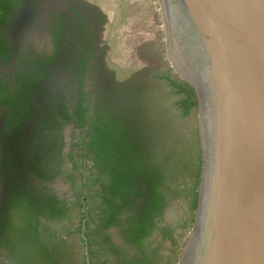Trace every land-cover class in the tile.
Returning a JSON list of instances; mask_svg holds the SVG:
<instances>
[{"label":"trees","instance_id":"1","mask_svg":"<svg viewBox=\"0 0 264 264\" xmlns=\"http://www.w3.org/2000/svg\"><path fill=\"white\" fill-rule=\"evenodd\" d=\"M36 1L0 0V69L16 55L6 27ZM130 1L73 0L49 16L53 53H22L0 76V247L12 264H86L84 227L91 264H179L183 235L163 228L174 249L165 261L149 238L169 200L184 199L195 226L203 168L195 88L172 68L144 75L106 58V90H86L94 29L104 24L101 49L115 53ZM106 4H116L114 15ZM61 178L70 199L50 187Z\"/></svg>","mask_w":264,"mask_h":264},{"label":"water","instance_id":"2","mask_svg":"<svg viewBox=\"0 0 264 264\" xmlns=\"http://www.w3.org/2000/svg\"><path fill=\"white\" fill-rule=\"evenodd\" d=\"M160 3L172 67L197 93L203 149L179 264H264V0Z\"/></svg>","mask_w":264,"mask_h":264},{"label":"rangeland","instance_id":"3","mask_svg":"<svg viewBox=\"0 0 264 264\" xmlns=\"http://www.w3.org/2000/svg\"><path fill=\"white\" fill-rule=\"evenodd\" d=\"M73 0H37L35 7L29 10L33 18V24L27 31V39L21 40V45H26L40 54H49L51 52V42L46 32V23L49 16L57 10H70L71 2ZM137 1V2H136ZM145 0H131L130 3L123 4V10L126 14V21L123 23L122 28L118 30L119 36L117 37V51L111 53L110 51L104 53L102 50L106 43V27L104 24H98L94 31L97 36L96 57L91 63V68L88 77V90L93 92V95L102 93L107 83L106 71V58L111 61L112 67L114 65L124 67L132 66L142 70L144 75H150L158 71H166L172 67V63L168 56L167 48V34L163 11L161 8L160 0H148L150 12L148 16L143 14L141 6L139 5ZM134 3L133 6L129 4ZM107 5V4H106ZM140 6V7H139ZM109 15H114V7L116 4L106 6ZM34 12V13H33ZM35 17V18H34ZM145 17V18H139ZM134 18V19H133ZM102 48V49H101ZM7 71V70H4ZM174 72H176L174 70ZM2 72H0L1 75ZM73 128L68 127L65 130V139L68 143L67 150L69 149L72 141ZM58 195L63 199L72 198L69 183L61 178L50 184ZM186 204L184 199L174 200L168 204L164 219L162 223H170L174 226L181 224L185 216ZM161 223V224H162ZM182 225V224H181ZM183 226V225H182ZM193 228L188 225L183 232V238L180 240L179 245L184 247ZM153 248L159 250V254L165 261L168 257L172 256L174 250L168 241L160 239L157 233H154L149 239ZM182 252V251H181ZM4 255L3 262H7V257Z\"/></svg>","mask_w":264,"mask_h":264},{"label":"flooded vegetation","instance_id":"4","mask_svg":"<svg viewBox=\"0 0 264 264\" xmlns=\"http://www.w3.org/2000/svg\"><path fill=\"white\" fill-rule=\"evenodd\" d=\"M29 10H32V7L30 5L27 6V7H24L23 9H21L19 11H17L15 13V15L13 16L12 21L10 22V24L5 29V33L7 35L8 40H9V44H10V46H13V48L16 50V55H15V57H14V59H13L11 64H9L8 66H5L4 68L0 69V72H2L0 76H4V75L14 71L15 69H17V66L19 65L18 58L20 57V55L22 53H26V54H29V55L40 54V53L36 52L35 50H33L32 48L30 49L28 46L20 44L21 40L24 41V40L27 39V31L29 30V28L33 24V18L30 15ZM52 15L53 14H51V16ZM46 23H48V21ZM47 27H48V24H46V32L48 33ZM94 33H95V31H94ZM48 36H49L50 42H51V48H52L51 52L49 54H40V55H51L53 53L54 48H53L52 37H51V35L49 33H48ZM90 66H91V64H90ZM4 70H7V71H4ZM89 72L90 71H88V77H89ZM88 77H87L86 83H88ZM86 90L89 91L88 90V86H87ZM1 124H2V118H0V129H1ZM69 127H72V126H69ZM1 190H2V187L0 185V193H1ZM172 201H174V200H169L168 201V203H167V205H166V207L164 209V212L162 214V218L157 223V228L154 231V233H157L159 235V238L163 239V240H164L163 228L165 226H167V225L170 226L171 229L173 230L172 234H173L174 238L178 239L183 234L185 228L188 225L187 224L188 217H187L186 211H184L185 212V216H184V219L181 222V224L183 226L181 224H178V225L174 226L173 224H170V223H165V222L162 223L163 222L162 219H164L166 208H167L168 204L171 203ZM165 240L168 241L169 244L171 245L169 240H167V239H165ZM4 253H5L6 257H7V260H8L7 262H9V264H12L11 258L8 255L9 254L8 251L6 249H4L3 247H0V264H5L6 263V262L4 263L3 260H2V259L5 258L4 255H3Z\"/></svg>","mask_w":264,"mask_h":264},{"label":"built area","instance_id":"5","mask_svg":"<svg viewBox=\"0 0 264 264\" xmlns=\"http://www.w3.org/2000/svg\"><path fill=\"white\" fill-rule=\"evenodd\" d=\"M182 248H183V246H182Z\"/></svg>","mask_w":264,"mask_h":264}]
</instances>
